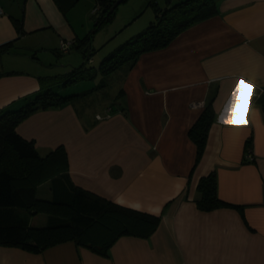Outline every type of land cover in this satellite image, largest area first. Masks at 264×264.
Segmentation results:
<instances>
[{
	"label": "crops",
	"instance_id": "obj_1",
	"mask_svg": "<svg viewBox=\"0 0 264 264\" xmlns=\"http://www.w3.org/2000/svg\"><path fill=\"white\" fill-rule=\"evenodd\" d=\"M154 1L167 7L183 0ZM73 5L63 10L54 0H0V44L14 40L23 49L18 60L30 68L0 70V111L16 110L47 90L61 93L53 83L76 66L66 60L65 68H48L60 60L61 40L81 52V36L68 16ZM139 13L124 24L131 36L153 21L144 24ZM14 19L21 20L20 29ZM121 75L110 106L78 110L71 99L31 113L15 130L40 156L62 146L66 180L159 215L156 229L148 237L120 236L107 256L73 240L38 253L0 245V264H264V0H217L214 14L165 47L142 52ZM238 81L239 103L226 125ZM100 83L69 94H89ZM209 98L215 118L195 163L188 129ZM211 171L218 197L242 206V213L230 206L197 207V183ZM51 180L37 186L36 195L43 192L38 197L52 199Z\"/></svg>",
	"mask_w": 264,
	"mask_h": 264
},
{
	"label": "trees",
	"instance_id": "obj_2",
	"mask_svg": "<svg viewBox=\"0 0 264 264\" xmlns=\"http://www.w3.org/2000/svg\"><path fill=\"white\" fill-rule=\"evenodd\" d=\"M54 1L63 10L76 2ZM114 1L96 0L93 12L100 13L96 25L110 20L116 7L109 14L107 12ZM216 2L217 0H183L171 6L160 7L154 0H148L147 5L155 12L153 21L104 56L99 63L98 72L102 76L109 75L125 62L126 67H131L142 52L165 47L181 30L214 14ZM13 21L20 29L21 20ZM15 48L14 40L1 43L0 57L5 53L15 52ZM81 52L83 62L72 67L65 76L64 84L83 78L81 72L90 59L91 50L82 48ZM87 94L88 92L62 95L47 90L16 110L0 111V245L16 246L38 253L57 243L73 240L78 246L107 256L109 247L120 236L148 237L159 224V215L118 204L70 183L65 179L67 158L62 146L40 156L33 142L16 132V126L31 113L57 107L73 97ZM256 96L255 91L253 98ZM214 118L212 98H209L188 129V136L196 146L195 163L204 152L208 130ZM246 145H250V139H247ZM48 179H52L50 189L53 197L40 198L36 195L37 186ZM197 192L195 201L201 210L230 206L242 213V206L225 202L218 197L214 171L200 177ZM21 210H24L25 215L21 214ZM37 212L47 214L48 222L42 226L29 225L28 216Z\"/></svg>",
	"mask_w": 264,
	"mask_h": 264
},
{
	"label": "rangeland",
	"instance_id": "obj_3",
	"mask_svg": "<svg viewBox=\"0 0 264 264\" xmlns=\"http://www.w3.org/2000/svg\"><path fill=\"white\" fill-rule=\"evenodd\" d=\"M95 3L96 0H76L73 7H71V10L68 12V16L71 17L73 27L81 36L82 48H89L91 50V59L85 63V69L81 72L83 78L64 84L65 78L63 77V79L59 82L53 83L56 85L55 88H61L60 92L62 94H69L92 88L101 80L100 85L92 89V91L87 94L88 96H82L81 101H78L75 97H73L78 110H82L84 107L97 108L101 104L105 105L106 103L108 106L112 104L113 98L120 87L121 74L123 67L126 66V62L114 72L105 76H102L98 72L99 63L104 56H107L109 53L114 51L119 45L124 43L129 36H131L128 31L124 29V24L134 13L140 12V20H142V22L144 21V24H147L149 20L154 19L152 10L149 7H145L146 0H124L116 6L110 20L104 24L100 23L98 26L96 25V21H98L100 13L99 11L93 12ZM86 35H89V39ZM61 41L59 42V45L61 44ZM22 50V48L17 46L15 48V52L17 53L12 54L15 56L0 57V70L30 69L23 61H20L17 58L21 54L20 52H22ZM58 50V57L60 60L61 58L65 60L62 63L64 66H61V61L59 60L60 62L58 61V63H55L57 64L55 68H48L51 72L69 66L67 63H64L66 60H68L70 65L76 67L83 62L82 53L73 47L63 51L59 46ZM39 55L41 58L47 59V57H45L47 55L45 50L40 49ZM42 194L43 192H39L38 196H42ZM21 214L25 215L24 210H21ZM28 217L30 225L33 226H42L48 222V215L43 212H37L36 214L29 215Z\"/></svg>",
	"mask_w": 264,
	"mask_h": 264
},
{
	"label": "snow or ice",
	"instance_id": "obj_4",
	"mask_svg": "<svg viewBox=\"0 0 264 264\" xmlns=\"http://www.w3.org/2000/svg\"><path fill=\"white\" fill-rule=\"evenodd\" d=\"M241 91H242V84L238 81L236 83L235 89L232 92L231 104L227 109V117L223 121L226 125H231L233 123V116L235 115V109L239 103V95Z\"/></svg>",
	"mask_w": 264,
	"mask_h": 264
},
{
	"label": "built area",
	"instance_id": "obj_5",
	"mask_svg": "<svg viewBox=\"0 0 264 264\" xmlns=\"http://www.w3.org/2000/svg\"><path fill=\"white\" fill-rule=\"evenodd\" d=\"M95 9H96V7H94L93 10H95ZM0 13H1V8H0ZM69 44H70L69 41L62 40L61 44H60V49L63 51H66L68 49Z\"/></svg>",
	"mask_w": 264,
	"mask_h": 264
},
{
	"label": "water",
	"instance_id": "obj_6",
	"mask_svg": "<svg viewBox=\"0 0 264 264\" xmlns=\"http://www.w3.org/2000/svg\"><path fill=\"white\" fill-rule=\"evenodd\" d=\"M122 1L123 0H115L114 3L112 4V6L109 8L107 14H109Z\"/></svg>",
	"mask_w": 264,
	"mask_h": 264
}]
</instances>
